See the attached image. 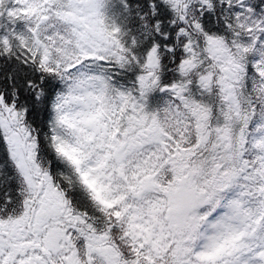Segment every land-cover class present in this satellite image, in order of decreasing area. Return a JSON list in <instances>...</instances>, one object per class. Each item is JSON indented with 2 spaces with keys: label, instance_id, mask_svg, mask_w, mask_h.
Listing matches in <instances>:
<instances>
[{
  "label": "snow or ice",
  "instance_id": "obj_1",
  "mask_svg": "<svg viewBox=\"0 0 264 264\" xmlns=\"http://www.w3.org/2000/svg\"><path fill=\"white\" fill-rule=\"evenodd\" d=\"M0 264H264V0H0Z\"/></svg>",
  "mask_w": 264,
  "mask_h": 264
}]
</instances>
